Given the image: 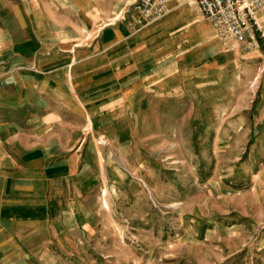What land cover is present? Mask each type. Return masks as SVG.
Wrapping results in <instances>:
<instances>
[{
	"label": "crops",
	"instance_id": "obj_1",
	"mask_svg": "<svg viewBox=\"0 0 264 264\" xmlns=\"http://www.w3.org/2000/svg\"><path fill=\"white\" fill-rule=\"evenodd\" d=\"M134 1L0 0V264L54 255V234L70 240L86 193L120 172L102 146L119 142L136 105L179 98L196 76L220 85L264 71V40L227 51L189 0L135 24ZM126 4V22L104 24ZM258 22L264 31V11ZM262 181L253 172V189Z\"/></svg>",
	"mask_w": 264,
	"mask_h": 264
},
{
	"label": "rangeland",
	"instance_id": "obj_2",
	"mask_svg": "<svg viewBox=\"0 0 264 264\" xmlns=\"http://www.w3.org/2000/svg\"><path fill=\"white\" fill-rule=\"evenodd\" d=\"M128 5L104 24L126 22ZM258 73L237 82L230 72L221 86L196 76L179 98L149 112L136 105L130 129L102 146L120 172H107L105 191L86 193L70 240L54 234V255L31 264H264V181L253 189V172H264Z\"/></svg>",
	"mask_w": 264,
	"mask_h": 264
},
{
	"label": "built area",
	"instance_id": "obj_3",
	"mask_svg": "<svg viewBox=\"0 0 264 264\" xmlns=\"http://www.w3.org/2000/svg\"><path fill=\"white\" fill-rule=\"evenodd\" d=\"M171 1L176 0H135L131 18L135 24L156 20L168 11ZM189 1L210 22L227 51L237 44L244 50H250L264 40V31L258 22V14L264 11V0Z\"/></svg>",
	"mask_w": 264,
	"mask_h": 264
},
{
	"label": "bare ground",
	"instance_id": "obj_4",
	"mask_svg": "<svg viewBox=\"0 0 264 264\" xmlns=\"http://www.w3.org/2000/svg\"><path fill=\"white\" fill-rule=\"evenodd\" d=\"M105 191V190H104Z\"/></svg>",
	"mask_w": 264,
	"mask_h": 264
}]
</instances>
